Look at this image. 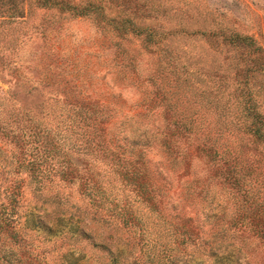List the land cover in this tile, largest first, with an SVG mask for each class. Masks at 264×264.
<instances>
[{"label":"trees","instance_id":"16d2710c","mask_svg":"<svg viewBox=\"0 0 264 264\" xmlns=\"http://www.w3.org/2000/svg\"><path fill=\"white\" fill-rule=\"evenodd\" d=\"M191 1L0 0V56L25 42L36 47L46 33L41 23L25 36L8 29L36 9L54 10L89 18L112 37L137 38L148 61L143 79L153 86L139 113L121 115L113 137L115 108L85 92L61 63L39 70L6 64L15 81L0 91V264H45L47 251L20 227L50 232L56 209L70 217L56 224L62 245L86 240L108 255L107 264L121 254L117 231L127 235L124 262L145 246L143 264H216L232 245L257 253L234 264H264V45L240 18L221 7L190 8ZM258 32L264 38V23ZM176 36L205 46L198 56L174 50ZM124 58L127 68L139 59ZM186 93L197 98L182 100ZM153 147L186 177L185 194L203 202L208 234L192 216L166 214L147 157ZM61 182L77 184L87 199L74 209L80 220L55 189ZM27 193L43 202L27 208ZM69 245L66 264H77L67 259Z\"/></svg>","mask_w":264,"mask_h":264},{"label":"rangeland","instance_id":"374dc122","mask_svg":"<svg viewBox=\"0 0 264 264\" xmlns=\"http://www.w3.org/2000/svg\"><path fill=\"white\" fill-rule=\"evenodd\" d=\"M170 3L181 5L183 0H170ZM208 5L212 8L221 7L224 9L229 19L240 18L242 28L246 32L256 34L258 40L264 45V38L258 35V27L264 23V0H192L189 7L202 8ZM38 23L46 27V33L44 39L37 42L36 47L35 42L29 45H26L25 42L19 48H13L16 50L10 49L0 56V91L6 92L15 81L14 75L8 70L6 64H15L16 62V66L18 64L21 67H32L30 70H39L43 64L49 67V65L53 66L55 63H61L60 69L72 72V74L75 73L85 92L91 93L115 108L118 116L112 121L109 134L113 137L117 136L121 115L139 113L142 105L149 100L152 93L153 86L143 79L148 70L145 62L148 61L139 55V40L132 36L130 39L112 37L108 32L95 27L89 18L72 17L67 14L61 15L54 10L47 9L34 10L28 21L18 24L16 28H9L8 32L9 34L14 33L13 29L15 35L22 34V36H25L27 30L32 29ZM228 23L230 24L231 21ZM247 24L248 26H246ZM173 39L174 41L170 44L172 49L179 50L182 48L184 50V47H186L192 56H198L205 46L196 40H186V38L180 36ZM11 44L12 42H10ZM38 45H41V47H38ZM123 49L127 50V53H124ZM131 54L139 59L134 66L127 68L124 65L127 63L124 57L127 58ZM187 93L180 96V98L182 100L189 97L197 98V96L193 97ZM147 157L158 184L164 190V210L166 214L172 217L192 216L201 225L203 233L208 234L211 225L201 221L203 202L198 198H192L185 194L182 183H184L186 177H179L180 170L170 167L158 147L151 148ZM117 186H119L118 182ZM57 188L60 189L58 191L62 197L61 200L70 207L68 208L70 213L73 214L72 216L79 217L77 220H80L83 214L74 212V209L75 207L83 208L87 199L80 193L77 184L69 185L61 182L55 189L57 190ZM216 200L218 201L217 198ZM36 201L38 206L43 202L42 199L36 200V198L31 197V194L27 193V208L30 205H35ZM46 209L50 211L48 207ZM61 210L56 209L57 216L51 215L52 218L49 221L51 224L50 232L39 228L30 230L31 228L20 227L22 232L32 239L36 249L47 251L49 257L45 264H66L67 260L64 253L67 243H70L69 247H71L67 259L76 260L77 264H107L108 255L86 240L75 241L72 238L70 241L67 240L63 244L64 246L62 245V242L58 240V237L62 236L61 226L56 224H67L70 222V217L64 215ZM58 219L60 220L57 221ZM115 236L121 237L122 242L127 239V235L120 231L115 232ZM122 242H118V249L120 248L121 254L114 264H133L132 261L134 264H143L145 262L143 254L146 251L145 246H137L132 249V255H128V260L126 259L124 262L121 257L129 254V246ZM220 254L219 256H223L222 260L218 261L217 258L215 260L216 264H234L237 261L245 262L248 258L253 260L257 258L256 252H250V255L245 254L239 252L232 245L226 252ZM205 263L211 264V261L207 260ZM32 264H37V262L34 261Z\"/></svg>","mask_w":264,"mask_h":264}]
</instances>
